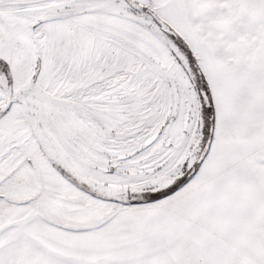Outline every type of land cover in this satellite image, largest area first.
I'll return each mask as SVG.
<instances>
[{
    "label": "snow or ice",
    "instance_id": "obj_1",
    "mask_svg": "<svg viewBox=\"0 0 264 264\" xmlns=\"http://www.w3.org/2000/svg\"><path fill=\"white\" fill-rule=\"evenodd\" d=\"M0 264H264V0H0Z\"/></svg>",
    "mask_w": 264,
    "mask_h": 264
}]
</instances>
